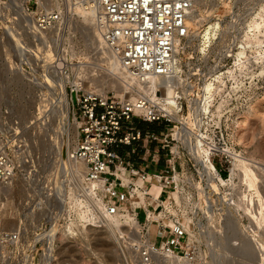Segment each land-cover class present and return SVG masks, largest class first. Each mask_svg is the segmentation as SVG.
<instances>
[{"label": "built area", "instance_id": "built-area-1", "mask_svg": "<svg viewBox=\"0 0 264 264\" xmlns=\"http://www.w3.org/2000/svg\"><path fill=\"white\" fill-rule=\"evenodd\" d=\"M197 1L22 0L16 5L11 22L22 31L6 32L17 36V51H24L23 35L29 36L35 56L44 60L43 49H36L40 43L51 59L41 65V77L24 61L14 70L55 94L63 89L75 94L69 112L78 136L47 178L36 143L8 113L1 116L0 187L24 181L28 193L20 212L34 222L19 220L16 229L0 230V264H96V235L110 218L122 231L113 237L118 264H213L217 233L230 237L237 249L242 245L232 238L228 220L237 222L242 234L251 236V227L261 232L252 218L260 212L258 194L236 175V164L247 159L238 141L240 122L262 87L255 67L249 70L244 57L233 60L239 36H231L224 50H218L224 37L213 38L190 66L181 65L175 48L189 38ZM77 9L90 14L104 51L134 82L148 88L151 78L162 79L149 87L154 98L130 89L125 91L133 98H118L88 86L95 76L90 69L99 66L74 60L73 47L67 48L82 34ZM204 84L210 90L201 98ZM140 123L161 127L143 132L136 128ZM219 224L222 232L213 228ZM87 250L92 257L84 256ZM254 254L252 264H264V251L256 248Z\"/></svg>", "mask_w": 264, "mask_h": 264}, {"label": "rangeland", "instance_id": "rangeland-1", "mask_svg": "<svg viewBox=\"0 0 264 264\" xmlns=\"http://www.w3.org/2000/svg\"><path fill=\"white\" fill-rule=\"evenodd\" d=\"M21 3H22V0L20 1L19 0H0V119L2 115L5 116V114L8 113L11 119L17 120L21 124L22 130H24L26 134L28 135V137L34 143H36V146H37L36 154L38 157H41V160L45 165L44 173L42 174H48L47 178H49L51 174L53 175V171L57 163L62 160L61 155H60L61 146L62 144L64 145V147L66 146L64 144L65 140L62 134L64 132L63 131L64 128L62 127L65 126L67 119H65L63 116L64 114L63 108H61L59 105H56V106H53V109H52L50 105L51 103L53 105L57 104L56 96L58 93L55 94L54 91H49L44 88H40V86L38 85L39 83L35 85L31 84L27 80L28 79L27 75H24L21 73L18 74V72L14 70L17 65H20L21 61H24L25 63L28 64L29 67H32V69L34 68L33 71H31V73L34 76L41 77L40 75L41 65H44L43 63L44 60L48 61L44 54L48 50L47 49L45 50L43 47H41L39 43L36 45V49L37 50L43 49V51L41 50V52H43L44 60L41 58V55L35 56L34 45L32 44V42H30L32 40L29 36L23 35V38H24L23 45L25 47H24V51H22V53H19L16 48L17 36L11 32H10V35H11L10 36L6 32V29L8 32L10 31L9 27L15 30H18V32L22 31V29L19 28L15 23L11 22L12 17L15 15V11L17 10L16 5L18 4L20 5ZM263 5H264V0H236L235 3L233 2V0H198L193 10L194 15H196V19H195L196 27L194 28L193 26L190 27L191 29L189 30L190 31L189 38L186 41H184L183 44L179 46L178 51H177L180 57L179 61L181 62V65L184 66V63H186L187 66H190L191 64H189L188 61L191 58H197L198 54L202 52V50H206V49H203L204 43L202 44L203 33L205 32L206 27H208L209 24H212L214 21H218L221 23V26L223 28V31H222L223 33L220 34L219 38L224 37L223 40L222 41L220 40V43H218L219 45L218 50H224L231 46L232 44L230 42L231 36L235 35L241 38V41L238 42L236 45L237 46L236 49L233 48V51H232L233 60L235 62L237 61V59L235 58L236 56L235 54L236 52L239 51V49L240 50L243 49L245 51V55L242 57H244L245 60H247L246 66L249 68V70H252L254 67L257 69L259 82H260V85L263 91L261 94V97L258 100H256V102L259 101L262 98V96H264V72H263V69H264V6ZM253 19H256L262 25L261 27H259L258 30L251 29L249 26L250 22ZM197 23H198V26H197ZM191 25H192V21H191ZM4 32L6 34L7 40H3V36L5 37ZM83 33L84 31L82 32V34ZM82 34L78 36L74 42H71L67 45L68 51H70V47H73L74 60H78V61L88 60L90 62H94L95 64H97V66H99V70L95 69L97 70L96 72H94V69H90L89 75L95 74L94 77H97V78L99 76L104 77V78L102 77L103 82L101 81L97 82L96 79L90 78V81L92 80L91 84L93 83V80L97 83L94 82V85L93 84L91 85L90 83H88V86L90 88L93 87V88L102 90V92H113L118 98L132 97L133 95L129 96L126 93L125 91L126 89L122 91L118 83L116 81L111 80L112 78L108 77L109 74L107 73L106 70L109 71V69H106V68H108L109 65L106 63L107 56L105 54L102 53V55L100 56L97 54L95 58L96 60H98L99 58L100 59L102 58L105 63H100L94 60V57H92L94 54V50L93 48H90L89 46V45L92 46L93 44H89V41H87L86 37L84 36L85 33L83 35ZM247 36L250 42L246 40ZM255 37H259V40H260L259 43L254 42ZM252 40H253V43H252ZM63 49L65 48L63 47ZM261 53H263V55ZM110 80L112 81V83ZM90 81L88 79V82ZM113 82H116L117 85L116 83H113ZM133 90L136 91L135 89ZM133 90L130 89V92H132ZM68 93L70 94V92ZM44 101H46L47 103ZM256 102H254L253 104H255ZM45 103L47 105H45ZM66 106L69 109L70 105H67L66 103ZM250 106L247 108V110L250 108ZM48 109H50V112L47 111L46 113V110ZM68 109H67L68 114L66 113L67 115L70 114V112H68ZM247 110L242 120L247 115L246 114ZM261 115L257 116L255 119H252L250 121V124L246 125V127L245 125L242 126L243 124L242 120L240 123L241 127L243 128L240 127V134H239L238 141L240 145L246 150L247 158H249V161L252 164H254L252 161L253 158L257 164L259 162V159L260 161L264 160V120H263L264 119V108L261 110ZM160 127L161 126L155 123L153 124L140 123L136 125V128L143 132L144 131L157 132ZM71 140L73 141V139ZM71 146H72V142H71ZM214 165L217 169L220 168L217 161L214 162ZM251 169L253 170V168ZM147 170H150L149 167H147ZM254 173H255L254 182L256 181L254 185H251L253 184L251 182L252 181L251 176L249 177L245 176L246 178L244 179H247V181L249 180V183L251 186L256 187L255 186L256 183L258 184L257 187H259L261 197L264 201V188H263L264 187L263 185L264 177L261 176L259 169L257 171H254ZM222 175H224V172ZM262 181H263V184L261 185ZM27 193H28L27 186L26 184H24V181L22 179L17 180V182H15L11 187L7 189L0 187V230L4 229V230L12 231L16 229L19 220H25L27 222H32V223L34 222V218L33 220L30 217L25 218L24 215H22L20 212V206L25 196L27 195ZM262 217L264 218V214L261 216V219ZM139 219L140 220L142 219L141 213H140ZM230 222L232 223V225L236 224L233 221H230ZM221 226L222 224H219L218 226L217 225L213 226V228L215 231L220 230L222 232ZM234 226L236 229L237 225H234ZM261 228H262L261 229L262 234L260 238L263 239L264 223L261 226ZM233 231H236V230H233ZM235 233L231 235L235 236L236 235ZM62 235H65V233L63 232ZM104 236H106L104 234V230H101V232H99L96 235V237H98L96 238L98 245H97L95 252L98 253V256L96 257H98L99 259L96 262V264H118L119 261L116 256V251L114 253L110 249L113 246H115V242L110 237H106L103 239L102 237ZM64 239H65L64 236L63 238L61 236L60 241L62 242L64 241ZM102 239H103V242H101ZM221 240L223 242V246H226V242H229V239H226V238L225 239L223 238ZM220 241L217 242V244L215 245L217 248L213 250L214 253L215 254L217 253L218 255V264H252L251 258H253L252 249H255L253 248L254 244L251 245L252 243L251 242L250 243L251 247H246V245L250 246L248 244L250 240L249 242H248V239L245 241L242 240L243 244L244 242L247 243V244L242 245V249H244L243 251L242 249L240 251H237L231 245H230L231 248H228V247L223 248L222 243L220 244ZM67 243H68L66 246L67 249H72L73 244H71L70 242H67ZM259 246L263 248L264 243H262ZM88 248L89 247L87 245L86 249ZM247 249L249 250L247 252L248 253L250 252L251 254L250 253L248 254L247 252L243 254V252L246 251ZM235 251L238 252L239 257L244 259V261L237 263L236 261H234L235 259L237 260V257L235 256H232L234 258L233 260L232 259L230 260L227 258L228 255L229 256L232 255L233 253H235ZM83 253L85 257H89V258L92 257V255L89 254L88 250L84 251ZM244 256H247V257H244Z\"/></svg>", "mask_w": 264, "mask_h": 264}, {"label": "bare ground", "instance_id": "bare-ground-1", "mask_svg": "<svg viewBox=\"0 0 264 264\" xmlns=\"http://www.w3.org/2000/svg\"><path fill=\"white\" fill-rule=\"evenodd\" d=\"M20 1V0H19ZM197 3V2H196ZM196 5V4H195ZM264 6V5H263ZM195 8V7H194ZM228 8V7H227ZM194 10V9H193ZM192 10V12H191V15H190V18H189V22H188V26H189V30L191 29L190 27H192L193 26V28L194 27H196V15H194V11ZM76 12H77V14H78V17L80 18V22H78V28L80 29V30H82V32L84 31V33L86 34H84V36L86 37V39H87V41H89V44H93L92 46L91 45H89L90 46V48H93V50H95L94 51V56H92V57H94V60H96L95 58H96V55L98 54L99 56L100 55H102V53L103 54H105L106 56H107V64L109 65V67L108 68H106V69H109V71L108 70H106L107 71V73L109 74V76L108 77H110V78H112L111 80H113V81H116L117 83H118V85H119V87H120V89L123 91L124 89H131V90H133V89H135V90H137V91H142V92H145V94L146 95H148V97L149 98H154V95H153V93H151V90H150V88L152 87V86H154V85H156L157 83H160L161 81H162V79L161 78H159V77H154V78H151L150 80H149V84H148V88H149V90H148V88H147V86H145V85H143V84H140V83H136V82H134L133 80H132V78L130 77V75H129V73H127L125 70H123V68L120 66V64H119V62L114 58V57H112L111 55H109L108 53H106L105 51H104V48H103V44H101V42H100V40H99V37L97 36V34L94 32V30H93V28H92V18H91V16H90V14L89 13H86V12H84V11H81V9H77L76 10ZM193 13V14H192ZM258 15V14H257ZM225 16V15H224ZM253 17V16H252ZM258 17V16H257ZM84 18V19H83ZM198 19V18H197ZM194 20H195V22H194ZM191 21H192V25H191ZM262 22V21H261ZM197 26H198V23H197ZM249 26H250V28L251 29H259V27H261L262 25H261V23L260 22H258L256 19H253L251 22H250V24H249ZM192 28V29H193ZM223 28H222V26H221V23L220 22H218V21H214L212 24H209V26L208 27H206V30H205V32L203 33V42H202V44L204 43V47H203V49H206L205 47H207V46H210V42H211V40L213 39V38H219V36H220V34H222L223 32ZM257 34V33H256ZM255 35V34H254ZM253 35V36H254ZM258 35V34H257ZM252 36V37H253ZM244 37H246V36H244ZM246 40H248V36H247V38H246ZM90 41H91V43H90ZM202 41V40H201ZM249 41V40H248ZM246 42V41H245ZM250 42V41H249ZM254 42L255 43H259L260 42V40H259V37H255L254 38ZM244 43V42H243ZM252 43H253V40H252ZM40 44V43H39ZM260 45V44H259ZM86 46V45H85ZM88 46V47H89ZM202 46V45H201ZM87 47V46H86ZM245 47V46H244ZM201 48V47H200ZM243 48V47H242ZM246 48V47H245ZM178 51V46L175 48V52H177ZM45 54V57L47 58V60L49 61V59H51V54H50V51L48 50L46 53H44ZM262 55H263V53H261ZM236 55V56H235ZM234 56H235V58L237 59V61H239V59H241V57L242 56H244L245 55V51L243 50V49H239V51L238 52H236V54H235ZM105 56V57H106ZM261 57V56H260ZM86 58V57H85ZM258 58V57H257ZM97 62H100V63H105L104 61H103V59L101 58H99L98 60H96ZM109 62V63H108ZM177 62V60H176V58H175V63ZM174 67H178V65L177 64H175V66ZM101 68V67H100ZM263 72H264V69H263ZM19 74V73H18ZM106 74V73H105ZM107 75V74H106ZM100 77V76H99ZM99 77L97 78V77H89L88 79H89V81H90V78L92 79H96V81L97 82H103V78L102 77H100V79H99ZM110 80V81H111ZM92 81V80H91ZM91 81L89 82L90 84H91ZM94 80H93V85H94ZM97 82H95V83H97ZM116 82H113V83H116ZM111 83H112V81H111ZM110 83V84H111ZM117 83H116V85H117ZM120 83V84H119ZM61 84H63L62 82H61ZM91 84V85H92ZM102 84V83H101ZM62 86H64V85H62ZM117 87V86H116ZM99 90V89H98ZM209 90H210V84H204L203 86H202V88H201V98H202V96H206L208 93H209ZM99 91H101L102 92V90H99ZM134 91V90H133ZM132 91V92H133ZM129 92H130V90H129ZM134 92H136V91H134ZM133 93H131V95H132ZM166 94H168V96H170L171 95V92H170V89L168 88L167 89V91H166ZM123 96V95H122ZM75 97V94H72V95H69L68 94V92H66L64 89L61 91V92H59L58 91V94H57V96H56V100H57V104H55V105H53L52 103L50 104L51 105V107H52V109H53V106H56V105H59L61 108H63V110H64V114H63V116H64V118L65 119H67L66 120V124H65V126H63L62 128H64V132L62 133L63 134V137H64V140H65V147H64V145L62 144V146H61V150H60V155H61V158H62V160L61 161H59L58 162V164L57 165H59V164H62L63 163V160H64V158H65V154H69L73 149H74V147H75V143H76V140H77V136H78V132H77V126H76V122H75V120H73L72 118H71V114H69V115H67L68 113H67V106H66V103H67V105H70V102H71V100L73 99ZM132 98H133V96H132ZM168 98V100L169 101H172V99H171V97H167ZM46 99V98H45ZM66 101V102H65ZM44 102H46V101H44ZM256 102V101H255ZM47 103V102H46ZM45 103V105H47ZM253 104V103H252ZM45 105H43V106H45ZM264 108V96H262V98L259 100V101H257L255 104H253V105H251L250 106V108L247 110V115L244 117V119L242 120V126L243 125H245V127H246V125H249L250 124V121L252 120V119H255L257 116H259V115H261V110ZM41 109V108H40ZM47 111H49L50 112V109H48V110H46V113H47ZM53 112H54V110H53ZM52 112V113H53ZM68 112H69V109H68ZM67 113V114H66ZM262 116V115H261ZM35 117V116H34ZM36 119H37V117H36ZM264 120V119H263ZM241 123V122H240ZM240 127H241V125H240ZM53 128V127H52ZM241 128H243V127H241ZM55 131V130H54ZM57 136V135H56ZM56 138V137H55ZM71 139H73V141L71 140ZM71 142H72V146H71ZM62 143H63V141H62ZM45 144V143H44ZM43 145V144H42ZM54 145V144H53ZM61 145V144H60ZM45 146V145H44ZM197 155H198V157H201L202 158V163H204L205 162V156H204V154H203V151L202 150H198L197 151ZM252 161H253V163L254 164H252V163H250V161H249V158H247V159H245V160H240L237 164H236V169L238 170V173L236 174L240 179H243L244 181H245V183L248 185V187L250 188V189H253V190H255L256 192H257V194H258V203H259V206H260V212H259V214L258 215H256V216H252V218L254 219V221H255V224L256 225H258V228H261V226L263 225V220H264V218L262 217V219H261V216L264 214L263 212H264V201H263V199H262V197H261V194H260V190H259V187H257L258 186V184L256 183V187H254V186H251V185H254L255 184V182H254V176H255V173H254V171H257L258 169H259V172H260V174H261V176L262 177H264V160H262V161H260V159H259V162H258V164L256 163V161L254 160V158L252 159ZM206 164V163H205ZM49 165V164H48ZM50 165H51V163H50ZM259 165V166H258ZM207 166H209L208 164H207ZM253 168V170L251 169V168ZM80 168V167H79ZM240 172V173H239ZM257 173V172H256ZM258 174V173H257ZM259 175V174H258ZM245 176H247V177H249V176H251L252 177V183L253 184H251L250 185V183H249V180L247 181V179H244V178H246ZM260 177V176H259ZM256 178V177H255ZM260 179V178H259ZM256 180V179H255ZM263 180H264V178H263ZM258 181V180H257ZM263 184V181L261 182V185ZM264 185V184H263ZM215 188H216V186H214ZM261 187H263V186H261ZM264 188V187H263ZM262 188V189H263ZM7 189V188H6ZM263 191V190H262ZM152 192L153 193H155V194H157L158 193V189L157 188H155V187H153V189H152ZM4 193H6V192H4ZM61 196V195H60ZM4 197V196H3ZM8 197V196H7ZM8 200V199H7ZM5 202V201H4ZM253 204H254V201H253ZM10 218H11V216H10ZM228 223L226 224L227 226H228V228L232 231V232H236L235 234V236L233 235V239H240V241H241V244L242 245H244V244H247V243H245L244 242V244H243V241L242 240H247L248 239V242H249V240H250V242L248 243L249 245H250V243H251V245L252 244H254L252 247L253 248H255V249H252L253 250V253H252V256H253V258H251V261H254L255 260V250H256V248L258 249V251H264V247L262 248L261 246H259V245H261L262 243H264V236H263V239H261L260 238V236H261V234H262V230H261V232L259 233V234H256V230H255V228L254 227H251V229H252V235L250 236V235H246V234H242L241 232H240V230H239V228H238V223L237 222H235V221H233V222H235L236 224H234V225H237V227H236V229H235V226L234 225H232V223L228 220L227 221ZM74 224H73V222H70V223H68V225L66 226V228H67V230H69V231H71V227L73 226ZM106 229H104V234L106 235V236H104V237H102L103 239L104 238H106V237H110L111 239H113V237L116 235V233H121L122 231H121V229H120V227H119V223H118V220L116 219V218H110L109 219V221L107 222V224H106V227H105ZM211 228H212V226H211ZM262 229V228H261ZM233 230H236V231H233ZM219 232H221L220 230H219ZM234 233H231V234H234ZM100 235V234H99ZM216 235H220V236H217V238L219 239L218 241H214V243H213V250H215L217 247L215 246L216 244H217V242H219L221 239H229V242H226V246H223V242H222V240L220 241V244L222 243V247L223 248H231L230 247V245L232 246V243L230 242V241H232V239H230L229 237H223L222 236V233L221 234H216ZM232 236V235H231ZM62 238H63V236H62ZM96 238H98V237H96ZM100 238V237H99ZM214 236L213 235H211V237H209L208 238V240H210V241H213L214 239ZM261 240H260V239ZM101 239V238H100ZM103 239H102V241L101 242H103ZM258 240H260V241H258ZM100 241V240H99ZM258 241V242H257ZM261 244H260V243ZM259 243V244H258ZM114 245V244H113ZM242 245H241V247H240V249H237V248H235V247H233L234 249H236L237 251H240L241 249H242ZM251 245L250 246H247L246 245V247H251ZM245 248V247H244ZM111 250H112V252H114L115 253V251H116V249H115V246H113L112 248H110ZM249 249V248H248ZM246 250V251H244L243 252V254H245V252H247V251H249V250ZM251 249H250V251H251ZM244 249H242V251H243ZM237 251H235V253H233L232 255H228L227 256V258L228 259H234L232 256H235V257H239V255H238V252ZM241 251V252H242ZM240 252V253H241ZM248 253V252H247ZM250 253V252H249ZM248 253V254H249ZM213 254H214V257H215V261H214V264H218V255H217V253L215 254L214 253V251H213ZM251 254V253H250ZM248 256V255H247ZM247 256H244V257H247ZM240 258V257H239ZM239 258L236 260H234V261H236L237 263H240L241 261H239ZM242 259V258H241ZM221 263V262H220Z\"/></svg>", "mask_w": 264, "mask_h": 264}]
</instances>
